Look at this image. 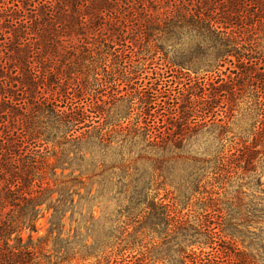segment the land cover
<instances>
[{
	"label": "trees",
	"instance_id": "16d2710c",
	"mask_svg": "<svg viewBox=\"0 0 264 264\" xmlns=\"http://www.w3.org/2000/svg\"><path fill=\"white\" fill-rule=\"evenodd\" d=\"M79 262L264 264V0H0V264Z\"/></svg>",
	"mask_w": 264,
	"mask_h": 264
},
{
	"label": "rangeland",
	"instance_id": "374dc122",
	"mask_svg": "<svg viewBox=\"0 0 264 264\" xmlns=\"http://www.w3.org/2000/svg\"><path fill=\"white\" fill-rule=\"evenodd\" d=\"M159 55H157L155 57V64L153 66H155L156 69H160L161 67V79L163 82V88H170L172 86L173 89H175L176 91H178V89H180V87L185 83V82H189L188 78L190 77L191 79H193L194 77H197V75L193 72L190 71L186 68H184L183 70L180 71L179 67H168L164 61L161 59V57H158ZM151 72V71H150ZM150 75H152V73H149ZM84 189L82 190V193H84ZM81 206V204H80ZM193 209V207L190 208H185L183 210V212H190ZM94 214L95 216L99 217L101 215V208L95 206L94 207ZM48 217L49 214H46L44 217L40 218L38 221V232L36 233V235L38 236H42L45 235L47 232V228H48ZM77 217V215H76ZM72 228L75 227V223H73L71 225ZM70 228V223L69 220H67L66 222V226L64 229V233L66 234L68 232ZM238 246H240V244H238ZM48 249L52 248V242L50 241L47 245ZM60 264H68V263H60ZM79 264H88L87 262H79Z\"/></svg>",
	"mask_w": 264,
	"mask_h": 264
}]
</instances>
